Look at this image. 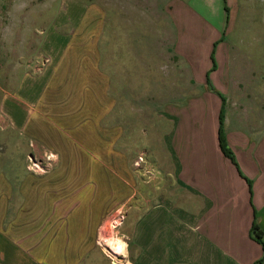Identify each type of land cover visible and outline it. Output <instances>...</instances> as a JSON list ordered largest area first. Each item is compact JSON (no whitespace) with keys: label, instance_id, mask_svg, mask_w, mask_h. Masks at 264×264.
I'll return each mask as SVG.
<instances>
[{"label":"rangeland","instance_id":"obj_1","mask_svg":"<svg viewBox=\"0 0 264 264\" xmlns=\"http://www.w3.org/2000/svg\"><path fill=\"white\" fill-rule=\"evenodd\" d=\"M166 2L0 0V174L18 219L6 228L34 255L71 264L95 245L115 262L101 233L127 243L138 200L184 199L159 146L172 126L159 108L182 100L184 83ZM229 7L234 53L264 62V0ZM134 59L145 62L130 66L139 95L122 101L120 70Z\"/></svg>","mask_w":264,"mask_h":264},{"label":"crops","instance_id":"obj_2","mask_svg":"<svg viewBox=\"0 0 264 264\" xmlns=\"http://www.w3.org/2000/svg\"><path fill=\"white\" fill-rule=\"evenodd\" d=\"M198 1L167 0L163 10L174 44L171 58L184 83L179 95L173 92L182 100L158 107L172 121L158 145L184 199L164 193L158 201L132 206L124 264H264V244L254 234L257 227L264 242V62L234 53L226 20L233 0H220V7L217 0H210L216 7ZM134 60L120 70L122 101L139 95L133 82L128 85L130 66L145 62ZM105 75L112 87V75ZM222 110L233 159L220 144ZM12 197L0 174V264H60L34 255L26 237L6 228L18 220L9 215ZM80 251L71 264H116L95 245Z\"/></svg>","mask_w":264,"mask_h":264},{"label":"bare ground","instance_id":"obj_3","mask_svg":"<svg viewBox=\"0 0 264 264\" xmlns=\"http://www.w3.org/2000/svg\"><path fill=\"white\" fill-rule=\"evenodd\" d=\"M99 242L105 248L108 254H113V257L117 264L125 263L126 242L124 240L119 237L115 238V235L106 236L104 233H101L99 237ZM120 256H123L124 259L120 258Z\"/></svg>","mask_w":264,"mask_h":264},{"label":"trees","instance_id":"obj_4","mask_svg":"<svg viewBox=\"0 0 264 264\" xmlns=\"http://www.w3.org/2000/svg\"><path fill=\"white\" fill-rule=\"evenodd\" d=\"M228 18V16H227ZM223 118H224V113H223V110L221 111V114H220V133H219V139H220V144H221V147H222V150L223 152L230 158L233 159V155H232V152L230 151V149L228 148V146L226 145V138L223 134ZM254 234L257 238L258 241L263 242L262 240V232L261 230H259L257 227H254ZM261 261V260H260ZM259 261V262H260Z\"/></svg>","mask_w":264,"mask_h":264}]
</instances>
